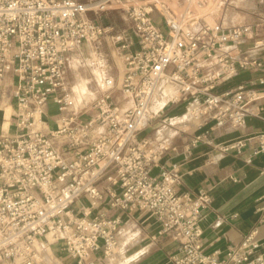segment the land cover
Here are the masks:
<instances>
[{"label":"built area","instance_id":"2783aa9c","mask_svg":"<svg viewBox=\"0 0 264 264\" xmlns=\"http://www.w3.org/2000/svg\"><path fill=\"white\" fill-rule=\"evenodd\" d=\"M114 7L133 31L114 38L123 73L102 80L89 109L73 111L68 55L113 30L89 14ZM256 31L255 24L192 23L165 0H0V100L11 88L14 101V122L0 130V264H53L40 241L54 247L60 264H98L119 246L117 211L157 221L151 239L175 243L165 264H264L256 229L224 256L205 251L200 221L211 195L183 191L179 166L159 163L170 142L148 132L163 112L151 107L164 85L178 89L171 103L196 101L189 117L203 132L190 147L209 137L211 125L239 129L259 116L264 76L229 86L240 72L264 66L251 55L264 44ZM50 101L55 128L46 122ZM257 139L255 155L264 151V134ZM245 145L222 151L240 153ZM257 212L264 222V206Z\"/></svg>","mask_w":264,"mask_h":264},{"label":"crops","instance_id":"0c3cea01","mask_svg":"<svg viewBox=\"0 0 264 264\" xmlns=\"http://www.w3.org/2000/svg\"><path fill=\"white\" fill-rule=\"evenodd\" d=\"M260 16L257 18L255 39L264 43V11L260 12ZM233 21L242 23L236 17ZM252 44L253 41H250L246 48ZM251 55L264 59V44ZM261 76H264V66L240 72L229 86L247 83ZM8 81L10 77L4 79V83ZM9 90L11 91L8 88V92ZM8 104L14 110V101L9 93L0 100V111ZM56 117L51 118L47 109L46 122L52 123L50 128H55L53 124ZM1 126L2 124L0 130ZM209 130V137L195 147H190V142L194 140L195 135L201 134L203 129L195 128L187 133L177 131L169 141L171 147L159 157V163L167 167L173 164L179 166L182 176L181 189L190 195H198L201 189L209 191L211 204L202 210L200 221L202 241L207 253L217 251L219 255L224 256L230 244H239L247 233L256 229V238L260 243L259 252L264 254V222L260 221L263 213L257 212V207L264 206V151L254 154V148L258 146L257 136L264 134V99L259 101V116L248 117L244 127L233 129L229 126L218 128L211 125ZM207 141H211V144H207ZM237 141H246L240 153L236 149L222 151L223 147ZM248 159H251V162H248ZM158 173L159 168L155 167L153 174ZM117 214L124 225L132 223L138 230L139 248H149L138 264H165L175 251V243L166 237L157 241L151 239V235L159 229L157 221L139 211H117ZM51 254L56 257L53 252Z\"/></svg>","mask_w":264,"mask_h":264},{"label":"rangeland","instance_id":"374dc122","mask_svg":"<svg viewBox=\"0 0 264 264\" xmlns=\"http://www.w3.org/2000/svg\"><path fill=\"white\" fill-rule=\"evenodd\" d=\"M171 7V9L180 16H183L185 10L188 8L187 0H165ZM176 1V2H175ZM213 1V0H212ZM219 0L215 6L212 7V10L217 8V14L213 19L200 17L202 20L213 24L220 20L224 14L232 15L233 18H237L241 24H254L257 23V18H260V12L264 11V0ZM208 4V3H207ZM218 4V5H217ZM175 5V6H174ZM178 5L182 8L180 12L177 11ZM184 6V8H183ZM176 10V11H175ZM183 11V12H182ZM193 11V10H192ZM194 13V11H193ZM89 18L97 20L102 25L108 27H113V30L108 32L99 42L90 45H82L78 47L75 51L71 52L68 55L66 62L67 69V81L69 84L70 94L74 99L73 111L79 112L89 109L90 105L100 94V82L105 77H114L116 80L119 79L123 73V53L119 50V46L115 43V36L120 32L126 36L133 35L131 24L128 18L125 15V12L120 7H114L113 10H109L105 13H100L95 15V13H90ZM208 20V21H207ZM229 25H238L237 21H231L226 23ZM257 26V25H256ZM94 71H97L101 75V79L95 77ZM91 81V93L90 96L85 98L84 102L79 106L77 105L76 98V87H80V84L84 81ZM172 86V85H171ZM163 89L164 93H160V101L166 103L170 101L172 93ZM174 91L178 92V89L172 86ZM11 89V88H9ZM10 91V90H9ZM11 96V91H6ZM167 93V94H166ZM5 95V96H6ZM164 95V96H163ZM167 96V97H166ZM196 101L186 97L175 103H169L163 109V112L159 113L155 119H153L151 125L152 127L148 129L149 135L153 138L158 139L164 138L169 142L178 129L180 131L186 132L193 131L196 128V121L189 119L187 121L185 115L187 112L195 105ZM78 106V107H77ZM76 107V108H75ZM56 107L52 101L49 102V116L54 118L57 116ZM7 110L10 111L9 121L3 120V116ZM156 114V113H155ZM183 120L181 123L179 121ZM14 122V111L10 107V104L2 107L0 111V124H4V129L7 130L9 125H12ZM167 124H166V123ZM171 123L173 126H170ZM172 128L174 131H172ZM181 133V132H180ZM120 237V244L114 253L107 258L103 259L102 262L98 264H138L142 260L144 252L149 248H139V236L138 230L132 223H127L124 225L122 223ZM130 230V231H129ZM129 232L131 234L129 235ZM41 242V241H40ZM42 246L48 247L47 244L42 243ZM54 247H51L53 250ZM51 256V253H48ZM46 258V257H45ZM51 261V258H46ZM53 264H60L54 260L51 261Z\"/></svg>","mask_w":264,"mask_h":264},{"label":"bare ground","instance_id":"6f19581e","mask_svg":"<svg viewBox=\"0 0 264 264\" xmlns=\"http://www.w3.org/2000/svg\"><path fill=\"white\" fill-rule=\"evenodd\" d=\"M187 1H188V8L185 10L184 15L188 16L190 18V20L192 21V23H202V22L208 23V22L202 20L200 17H205V18H209V19L211 18L212 19V18H214L216 16V14L218 12L217 8L215 10H212V7L215 6L216 3H218L219 0H213V1L212 0H187ZM232 2H235V1L232 0ZM183 8H184V6H183ZM181 9L182 8L178 5L177 11L180 12ZM192 10L194 11V13H193ZM222 20L224 21V23L225 22L226 23H228V22L230 23L231 21L234 20V18L232 17V15L224 14L223 17H222ZM212 21H213V19H212ZM208 24H210V23H208ZM94 73H95V77L100 80L101 79V75L97 71H94ZM101 82H100V84H101ZM166 86H167V90L170 92V94L172 93V97L170 98V101L171 100H177L179 98V92L174 91V89H173V87L171 85H166ZM164 88H166L165 85L162 86L159 89L158 93L155 96V101H154V103H153V105L151 107V109L154 112V114L155 113L157 114L161 109L165 108L170 103V101L166 102V103H162L160 101V98H159L160 95L159 94L161 92L164 93V91H163ZM76 93L78 95L77 98H76V102H77V105L80 106L84 102L85 98L90 96V93H91V81L87 80V81L82 82L80 84V87H78V86L76 87ZM72 99H73V97H72ZM73 103H74V99H73ZM74 104L71 107V110H73ZM189 115H190L189 112H187V115H185L187 121L189 119H191L189 117ZM9 117H10V111L7 110V112L5 113V118H6L7 122L9 121ZM170 126H172V125H170ZM37 246H38V250L40 251V253L42 255H44L46 258L50 257L51 261L54 260V261L60 263V260L57 258V256L56 257H54V256L52 257V256L48 255V253H52L51 249L49 247H45L44 248L42 246L41 242H38Z\"/></svg>","mask_w":264,"mask_h":264}]
</instances>
